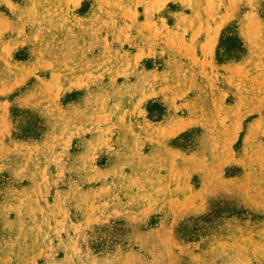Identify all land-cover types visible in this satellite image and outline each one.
I'll return each instance as SVG.
<instances>
[{"label":"rangeland","instance_id":"obj_1","mask_svg":"<svg viewBox=\"0 0 264 264\" xmlns=\"http://www.w3.org/2000/svg\"><path fill=\"white\" fill-rule=\"evenodd\" d=\"M0 264H264V0H0Z\"/></svg>","mask_w":264,"mask_h":264},{"label":"trees","instance_id":"obj_2","mask_svg":"<svg viewBox=\"0 0 264 264\" xmlns=\"http://www.w3.org/2000/svg\"><path fill=\"white\" fill-rule=\"evenodd\" d=\"M222 36L228 43L223 47H218L215 52L217 61H226L234 59L238 53L242 50V43L239 38L235 35L234 31L229 27H226Z\"/></svg>","mask_w":264,"mask_h":264}]
</instances>
